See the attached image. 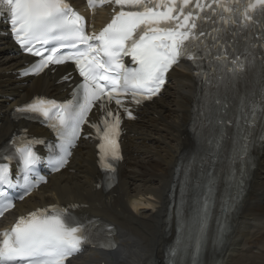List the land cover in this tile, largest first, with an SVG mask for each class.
Returning a JSON list of instances; mask_svg holds the SVG:
<instances>
[{
    "label": "snow or ice",
    "instance_id": "obj_1",
    "mask_svg": "<svg viewBox=\"0 0 264 264\" xmlns=\"http://www.w3.org/2000/svg\"><path fill=\"white\" fill-rule=\"evenodd\" d=\"M90 7L114 3L120 7L111 22L97 35L86 31V22L67 0H0V14L7 13L11 32L17 44L28 54L39 60L32 73L43 72L49 65L71 62L82 77L73 91V99L64 104L37 98L34 102L19 107L17 113H30L50 123L61 141L60 154L49 159L52 172H59L69 163L71 149L79 139L82 127L89 124L88 116L94 106L103 113L100 123L89 126L95 129L100 143L98 151L104 169L115 172L113 161L121 159L118 138L123 110L128 118H134L128 103L139 105L159 95L166 83L167 74L182 59L192 61L197 68L200 61L210 54L211 48L224 49L227 28H213L211 35L204 27L205 21L213 24L219 20L225 25L248 27L254 20L252 13L259 7V16L264 17V0H249L240 19L236 18L239 0H87ZM191 5V7H189ZM201 13H204L202 16ZM227 14V15H225ZM198 21L201 23L198 25ZM211 36L209 45L205 38ZM223 41V43H221ZM39 45V46H38ZM51 45V47H47ZM61 49L67 51L62 52ZM227 51H217L215 60L226 67ZM129 57L135 65L126 66L124 58ZM229 69L233 76L244 70L239 56L231 60ZM27 74V73H24ZM204 83H211L201 71L196 73ZM65 79H68L65 77ZM115 104V108L111 107ZM215 103L221 104L219 99ZM254 122V117H253ZM224 124V121H218ZM226 139L223 129L212 138L213 151H220ZM240 155H247L249 139L241 137ZM264 140V137L261 138ZM12 143L15 144V141ZM38 140H27L15 149L22 166L21 175L25 195L31 194L41 183L42 177L33 181L30 177L40 157L33 151L32 144ZM10 161L11 156L0 157ZM251 167V165H249ZM235 180V176L232 177ZM111 183L112 176L108 177ZM244 177L237 181L241 188ZM193 182L190 170L185 180L189 192ZM12 187L10 164L0 163V188ZM216 187L215 177H209L203 190L196 198L189 212L182 206L180 238L170 249V264H179V257L185 249H194L191 264H199L203 248L206 224L213 205ZM5 192L0 190V216L15 205L5 202ZM23 199V195L19 197ZM93 222L82 223L72 216L67 208L55 205L37 209L27 216H21L11 231L0 233V264H66V261L81 251L85 244L104 249L115 247L110 239L99 241L93 233ZM230 230L227 225L222 233L226 238ZM109 233L111 229H108Z\"/></svg>",
    "mask_w": 264,
    "mask_h": 264
},
{
    "label": "bare ground",
    "instance_id": "obj_2",
    "mask_svg": "<svg viewBox=\"0 0 264 264\" xmlns=\"http://www.w3.org/2000/svg\"><path fill=\"white\" fill-rule=\"evenodd\" d=\"M17 51L0 36V145L16 127L27 125L35 134H46L37 125L16 123L12 115L17 106L35 94L65 97L69 91L68 83L59 81L65 71L21 79L18 69L32 60ZM195 92L194 69L188 65L174 69L160 98L141 108L135 122L126 124L125 160L113 190L100 188L96 143L82 140L68 168L51 177L4 221L51 204H77L78 212L117 228V248L92 250L69 264H166L167 249L174 245L176 225L180 229L181 224L169 208L170 193L179 158L190 144ZM252 165L230 230L222 240L218 233L209 238L208 246L214 250H209L203 264H264V144Z\"/></svg>",
    "mask_w": 264,
    "mask_h": 264
}]
</instances>
